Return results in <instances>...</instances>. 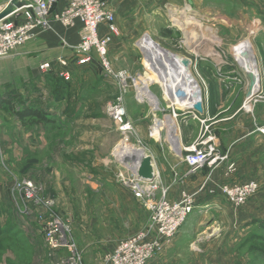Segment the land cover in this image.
Here are the masks:
<instances>
[{
	"label": "rangeland",
	"instance_id": "374dc122",
	"mask_svg": "<svg viewBox=\"0 0 264 264\" xmlns=\"http://www.w3.org/2000/svg\"><path fill=\"white\" fill-rule=\"evenodd\" d=\"M107 1L119 31L110 44L115 69L144 71L135 41L148 32L170 51L191 59V72L204 100L220 103L218 80H223L230 88L228 101L243 102L254 130L264 127L258 119L259 113L264 115V63L258 50L264 40V0ZM8 2L0 0V9ZM61 25L62 30L72 28ZM53 33L59 38L58 46L68 50L72 78L66 80L55 71L40 73L16 87L5 84L0 93V264H54L40 227L18 211L22 200L15 187L24 178L36 181L41 195L55 199V210L72 227L81 254L79 264H103L119 240L147 224L149 205L162 196L158 174L152 197H137L120 178L128 173L118 154L123 134L107 113V103L119 94L115 80L104 74L97 59L78 65L73 47L64 44V34ZM244 39L254 44L260 74V87L252 93L251 77L236 57ZM152 89L162 97L157 85ZM4 98L17 109L38 107L50 121L25 124L3 104ZM124 105L134 125L129 145L159 154L161 159L169 157L170 151L173 158L182 159L165 135L160 141L150 136L154 119L149 104L139 103L128 92ZM191 118L192 129L196 124L201 127L198 118ZM211 129L221 151L220 128L211 124ZM230 161L233 167L227 171V181L210 190L218 195L217 207L195 208L176 234L182 240L173 250L179 252L170 253L172 260H164L167 246L148 264H264V227L260 225L264 222V167L246 171ZM248 180H257L259 187L242 206L231 204L219 191L220 185ZM58 255L71 254L66 249Z\"/></svg>",
	"mask_w": 264,
	"mask_h": 264
},
{
	"label": "built area",
	"instance_id": "2783aa9c",
	"mask_svg": "<svg viewBox=\"0 0 264 264\" xmlns=\"http://www.w3.org/2000/svg\"><path fill=\"white\" fill-rule=\"evenodd\" d=\"M20 1L23 6L17 7L10 16L0 21V59L15 53L39 32L52 29L54 23L74 27L80 22L79 42L74 46L66 41L64 44L73 47L78 65H89L97 59L104 74L115 80L119 94L107 103V113L123 134L122 144H128L134 130L133 123L126 117L124 105L126 94L132 92L135 100L149 104L152 108L154 120L149 129L150 136L160 141L165 135L170 147L188 164L190 173L205 166L212 168L224 162L226 156L217 145V137L212 132L211 122L209 123L203 116L204 99L201 100L202 113L193 109L190 90L185 84V77L181 74L183 66L167 59L164 52L172 51L161 45L150 33H143L135 41L142 54L144 71L133 73L124 68L117 70L109 55L110 44L119 31L116 16L107 0H68V4L59 9V0ZM11 16L14 18L9 19ZM189 60L192 63L191 59ZM39 68L43 73L55 71L66 80L72 78V62L65 56L57 57L53 61L46 60ZM153 85L161 89V98L152 89ZM185 99L188 101L187 104L184 102ZM249 99L251 98H248V104L251 102ZM166 110L169 113L161 118L159 115ZM190 117L198 118L201 127L196 139L186 145L183 143L181 126ZM169 119L175 122L174 128L179 136L180 148L173 137L171 126L173 124ZM257 130L264 134V127ZM145 152L151 155L146 149ZM232 167L233 165H230V168ZM127 172L126 175L121 173L120 178L137 197H152L155 194L154 181H145L137 176L136 171L128 168ZM258 187L257 180H248L220 185L219 191L231 204L242 206L257 192ZM15 189L22 200L19 213L29 217L40 227L48 249L53 255L54 264H79L81 254L72 238V227L55 210V199L41 195L39 185L31 179L24 178L18 181ZM181 192L178 199L172 200L167 189L162 190V196L149 205L151 215L147 224L138 232L119 240L108 252L103 264H148L155 255L169 246L196 208V194L185 190ZM66 249L71 255L66 257L58 255L60 250Z\"/></svg>",
	"mask_w": 264,
	"mask_h": 264
},
{
	"label": "crops",
	"instance_id": "0c3cea01",
	"mask_svg": "<svg viewBox=\"0 0 264 264\" xmlns=\"http://www.w3.org/2000/svg\"><path fill=\"white\" fill-rule=\"evenodd\" d=\"M67 2L68 0H59L58 9L65 7L68 4ZM80 30V22L65 30H62L61 24L54 23L52 29L39 32L31 41L20 46L15 53L1 58L0 86L2 87H0V93L5 90L3 87L5 84L16 87V85L19 86L22 82L43 73L39 67L46 60L53 61L60 56H65L70 60L68 50L58 46L59 38L56 37L53 31L62 32L64 41L74 46L80 40ZM134 37L135 35L131 36L130 39H134ZM260 42L258 50L261 61L264 63V40ZM222 81L218 80L220 103L214 104L210 98L204 100L205 110L203 116L209 120V123L211 122L212 127L217 125L220 128V131H217L219 135L218 144L221 147V153L226 156L224 162L212 168H199L196 172L190 173L188 164L183 159L173 158L171 151L169 157L165 158L164 156L165 159H161L159 154L157 156L155 153H150L157 171L156 174L163 181L162 190L167 189L168 196L172 200L178 199L183 190L195 193L197 195L196 208L207 207L213 210L217 207L218 195L211 194L212 191L210 190L218 182L227 181L230 160H235L238 168H243L246 171L264 167V161L261 160L264 153V134L253 129L252 117L247 113V110L242 108L243 102L235 104L233 101H228L230 88L226 87ZM209 96L210 94H208ZM258 119L260 123H264V115L261 113H259ZM183 124L184 127L181 129L183 143L188 145L196 138L200 126L196 124L192 129L191 117ZM226 135H229V138L225 141ZM187 229V227H184L185 231ZM181 240L180 236L174 238L173 243L167 247L169 248L168 251L163 254L165 256L164 260H172L169 256L170 253L176 254L175 252H179L173 249L178 248Z\"/></svg>",
	"mask_w": 264,
	"mask_h": 264
},
{
	"label": "bare ground",
	"instance_id": "6f19581e",
	"mask_svg": "<svg viewBox=\"0 0 264 264\" xmlns=\"http://www.w3.org/2000/svg\"><path fill=\"white\" fill-rule=\"evenodd\" d=\"M237 54L236 57L239 58L240 60V64L242 65L241 68H243L246 72H248V74L251 77L252 80V92H254V90L258 89L259 86V80H260V74L257 71V57L255 56V50H254V44L250 41V39H244L243 41L240 42L239 46L237 47ZM166 58L169 59L170 61H173L175 63H181V65L183 66L182 68V76L185 77V84L187 86V88L190 90V94H191V103L192 106L195 105L196 102H200L201 100L204 99L202 94H201V88H199V84L197 81V78L195 76V74H193L191 72V62L188 59L189 63L188 65H185L183 60L186 59L185 56L181 55V54H176L173 52H169V51H165L164 55H166ZM186 104L188 103L187 99H185L184 101ZM190 102V101H189ZM169 122L173 125H171L173 127L172 133H173V137L176 141L177 146L180 148V141H179V136L178 133H176V129L174 127H176L174 125V121H172V119H169ZM119 156L121 159H123V157L128 156V157H132V156H141L143 154H145V149H143L142 147H134L131 146L129 144H122L120 145L119 148Z\"/></svg>",
	"mask_w": 264,
	"mask_h": 264
},
{
	"label": "water",
	"instance_id": "95a60500",
	"mask_svg": "<svg viewBox=\"0 0 264 264\" xmlns=\"http://www.w3.org/2000/svg\"><path fill=\"white\" fill-rule=\"evenodd\" d=\"M21 6H23V3L20 0H9L7 5L0 10V21L10 16L17 7ZM183 62L185 65H188L189 63L188 59H184ZM192 107L200 113L203 112V106L200 102H196ZM121 164L126 165V167L132 171H136L137 176L145 181L153 182L156 179L157 174L155 165L152 156L149 154L145 153L141 156L132 157L125 156L123 157Z\"/></svg>",
	"mask_w": 264,
	"mask_h": 264
},
{
	"label": "trees",
	"instance_id": "16d2710c",
	"mask_svg": "<svg viewBox=\"0 0 264 264\" xmlns=\"http://www.w3.org/2000/svg\"><path fill=\"white\" fill-rule=\"evenodd\" d=\"M2 102L5 106H7V108H9L11 113L16 116L17 119L24 122L25 124L48 123L50 121V119L46 117V115L42 113L38 107L33 105L17 109L13 107L12 102L9 99L4 98ZM260 225L264 227V222H260Z\"/></svg>",
	"mask_w": 264,
	"mask_h": 264
}]
</instances>
